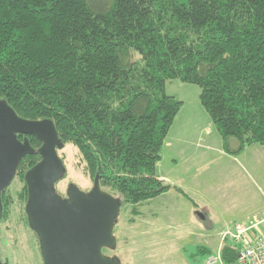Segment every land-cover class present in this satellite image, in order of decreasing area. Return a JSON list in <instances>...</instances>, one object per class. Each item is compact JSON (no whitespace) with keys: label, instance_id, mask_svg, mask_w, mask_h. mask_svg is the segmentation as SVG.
<instances>
[{"label":"trees","instance_id":"1","mask_svg":"<svg viewBox=\"0 0 264 264\" xmlns=\"http://www.w3.org/2000/svg\"><path fill=\"white\" fill-rule=\"evenodd\" d=\"M173 80L199 87L226 152L264 145V0H0V99L51 119L88 176L134 214L170 188L156 164L183 104L167 92ZM39 159L21 160L15 198L11 185L1 193L0 232L12 207L6 224L30 228L24 174ZM237 253L225 243L223 262Z\"/></svg>","mask_w":264,"mask_h":264},{"label":"rangeland","instance_id":"2","mask_svg":"<svg viewBox=\"0 0 264 264\" xmlns=\"http://www.w3.org/2000/svg\"><path fill=\"white\" fill-rule=\"evenodd\" d=\"M167 92L177 95L183 102L173 125L174 132L171 133L179 137L178 143L182 140L185 127L195 132V128L203 123L204 119L198 117L203 115L211 122L209 115L200 104L197 85L173 80L167 85ZM212 127L214 134L219 137L213 124ZM202 129L206 130L204 123ZM214 136L208 132L203 137L212 138V143H214L216 141ZM190 145V148H193V144ZM174 146L177 148L176 145ZM261 147L264 150V145H246L245 153L251 154L255 148ZM57 152L66 167L64 177L55 185L57 192L65 196L66 188L71 183L80 190L88 192L93 180L85 172V163L77 148L66 144ZM161 155L160 162L156 164L158 171L167 174L178 184L184 186L183 192H186L185 194L192 199L178 195L173 190H177L176 184L173 185L168 181L167 184L170 185L168 191L139 205L141 212L139 216H134L129 204H123L113 230L116 246L113 249L104 250V253L116 256L120 264H206L207 257L216 253L219 238L217 234H214L216 231L211 233L212 231L208 230L205 222L197 218V213L209 211L206 203L208 191H213L215 185L223 184L226 174L216 172L220 168L216 162L204 165L206 161L201 165L197 175L191 173L185 157L178 155V160L173 163L171 159L176 158L177 152L168 147L166 143L163 145ZM244 156L246 154L242 157ZM211 157H213L212 154L207 156L206 160ZM263 173L255 174L254 170L245 165L241 170L243 179H240L243 182L246 181L250 187L253 186L254 194L262 203H264ZM253 182H256L257 189L252 184ZM21 184L16 174L10 184L11 188L8 189L11 198H15V191ZM177 191L180 193L179 190ZM14 208L13 210L12 207L7 221L9 225L13 224L16 218L17 207ZM210 216L211 213H209ZM6 223L0 232L2 262L4 264H43L34 231L28 227L16 226L13 232L11 226ZM201 247H205L208 251L201 250Z\"/></svg>","mask_w":264,"mask_h":264},{"label":"water","instance_id":"3","mask_svg":"<svg viewBox=\"0 0 264 264\" xmlns=\"http://www.w3.org/2000/svg\"><path fill=\"white\" fill-rule=\"evenodd\" d=\"M18 135L25 137L20 140ZM27 135L40 141L37 149ZM62 147L51 119H25L0 99V217L1 193L14 180L23 157L37 152L40 159L24 174V211L37 236L43 264H120L116 256L104 253L116 246L113 230L120 200L101 189L97 176L88 192L71 183L66 197L60 195L55 185L66 173L57 152Z\"/></svg>","mask_w":264,"mask_h":264},{"label":"crops","instance_id":"4","mask_svg":"<svg viewBox=\"0 0 264 264\" xmlns=\"http://www.w3.org/2000/svg\"><path fill=\"white\" fill-rule=\"evenodd\" d=\"M177 116L165 139L166 145L173 148L174 151L177 152L176 158L171 159L173 160V163H176L179 156L185 157L186 163L189 165L188 169H190L191 173L197 175L201 169V165L205 161L204 165L216 162L220 167L216 172H223L226 174L223 184L215 185L213 191H208L206 203L209 211L206 213H197V218L205 222V225L208 226V230L212 231L211 233L216 231L214 234H217L218 238L219 234L226 228H233L236 225H248L251 222L264 219V203H262L258 199L257 195L254 194L255 190L253 186L250 187L246 184V181L243 182L240 180L243 179L241 177V170L245 165L254 170L255 174H261L264 172V150L262 147L255 148L254 152L251 154L245 153L246 146L241 152L236 154L226 152L222 147V140L220 136L217 137L212 130V123L203 115L198 118L204 119L203 123L205 124L206 130L202 129L203 123H200V125L195 128V132L194 130L185 127L182 132V140L178 143L179 137H176L175 135L173 136V134L171 135V133L174 132L173 125L178 118ZM207 131L213 136L215 135L214 137L216 141H214V143H212V138L203 137L208 134ZM229 142L231 149H235L237 147V141L231 139ZM190 144H193V148H190ZM174 145H176L177 148ZM211 154L213 157L206 160V157ZM244 154H246V156L242 157ZM156 174L164 183L167 184L169 181L173 183V185L176 184L175 187L183 190L184 186L178 184L175 179L170 178L165 173H160L158 171V166L156 168ZM250 181L254 180L250 179ZM255 183L256 182H253L252 184L255 185L257 189V185ZM173 190L183 198L192 199L187 194L184 195L182 192L179 193L177 190ZM209 213H211L210 217ZM140 214L141 212H138L135 213L134 216L136 217ZM263 228V224H260L259 229L263 230ZM230 242L232 241L221 243L218 239L216 251L219 247L222 249L225 243ZM203 249L206 250L205 247H201V250Z\"/></svg>","mask_w":264,"mask_h":264},{"label":"built area","instance_id":"5","mask_svg":"<svg viewBox=\"0 0 264 264\" xmlns=\"http://www.w3.org/2000/svg\"><path fill=\"white\" fill-rule=\"evenodd\" d=\"M264 219L251 222L248 225H236L226 228L219 234L221 243L232 241L238 246L235 264H264ZM221 247L215 254L206 259V264H225L221 255Z\"/></svg>","mask_w":264,"mask_h":264},{"label":"flooded vegetation","instance_id":"6","mask_svg":"<svg viewBox=\"0 0 264 264\" xmlns=\"http://www.w3.org/2000/svg\"><path fill=\"white\" fill-rule=\"evenodd\" d=\"M67 189V188H66ZM63 197H66V195L65 196H63ZM106 254V253H105Z\"/></svg>","mask_w":264,"mask_h":264}]
</instances>
